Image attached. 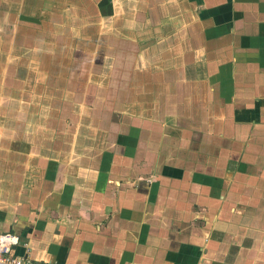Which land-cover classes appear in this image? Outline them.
Wrapping results in <instances>:
<instances>
[{
  "label": "crops",
  "instance_id": "0c3cea01",
  "mask_svg": "<svg viewBox=\"0 0 264 264\" xmlns=\"http://www.w3.org/2000/svg\"><path fill=\"white\" fill-rule=\"evenodd\" d=\"M96 1L75 50L114 74L2 118L0 232L45 263L264 264V0Z\"/></svg>",
  "mask_w": 264,
  "mask_h": 264
},
{
  "label": "rangeland",
  "instance_id": "374dc122",
  "mask_svg": "<svg viewBox=\"0 0 264 264\" xmlns=\"http://www.w3.org/2000/svg\"><path fill=\"white\" fill-rule=\"evenodd\" d=\"M95 4L97 5L96 0H0V95L5 97L0 99V107H9V112L13 106L19 111L15 116L0 114V123L3 122L2 118L9 121L11 117L25 122L29 114L28 108H32L34 104L39 111L37 124L40 125L44 118L43 109L59 106V97H36L35 100L28 98L30 90H35L36 96L42 92H52L51 90L66 91L69 89L67 80L78 76V81L81 79L86 86L85 95L88 92L90 97V94L95 95L96 83L88 86V82L95 79L100 82L102 80L103 84V80L114 74L107 65L102 66L104 62H94L95 66H91V49L85 53L75 50L76 29L87 28L88 31V27L106 21L101 17L99 19ZM51 32L52 35L49 34ZM58 32L63 40L61 52L51 50ZM89 32L91 33L84 36L85 39L92 37V31ZM75 59L80 62H75ZM116 72V75L127 76L124 67ZM101 84L100 88L103 90L102 86L107 85ZM117 85L111 83L113 88ZM89 97L84 99L85 108L92 103ZM74 101L70 97L64 98V102L71 107H76ZM0 134H10V130L0 131Z\"/></svg>",
  "mask_w": 264,
  "mask_h": 264
},
{
  "label": "built area",
  "instance_id": "2783aa9c",
  "mask_svg": "<svg viewBox=\"0 0 264 264\" xmlns=\"http://www.w3.org/2000/svg\"><path fill=\"white\" fill-rule=\"evenodd\" d=\"M19 237L11 232H0V264H56L53 262H40L27 254L15 253Z\"/></svg>",
  "mask_w": 264,
  "mask_h": 264
}]
</instances>
